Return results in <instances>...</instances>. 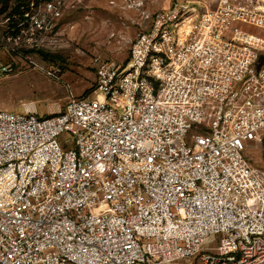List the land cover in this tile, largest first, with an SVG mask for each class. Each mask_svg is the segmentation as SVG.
I'll return each mask as SVG.
<instances>
[{"label": "built area", "instance_id": "obj_1", "mask_svg": "<svg viewBox=\"0 0 264 264\" xmlns=\"http://www.w3.org/2000/svg\"><path fill=\"white\" fill-rule=\"evenodd\" d=\"M146 19L91 96L0 110V264H264V0Z\"/></svg>", "mask_w": 264, "mask_h": 264}, {"label": "rangeland", "instance_id": "obj_2", "mask_svg": "<svg viewBox=\"0 0 264 264\" xmlns=\"http://www.w3.org/2000/svg\"><path fill=\"white\" fill-rule=\"evenodd\" d=\"M6 1L0 0V110L47 116L62 111L71 94L91 96L94 57L125 62L146 14L178 0ZM246 155L264 173V139L250 143Z\"/></svg>", "mask_w": 264, "mask_h": 264}, {"label": "trees", "instance_id": "obj_3", "mask_svg": "<svg viewBox=\"0 0 264 264\" xmlns=\"http://www.w3.org/2000/svg\"><path fill=\"white\" fill-rule=\"evenodd\" d=\"M3 2H4V4H6V0H3ZM44 57H47V56H50V57H56V55H48V54H46V53H41Z\"/></svg>", "mask_w": 264, "mask_h": 264}, {"label": "crops", "instance_id": "obj_4", "mask_svg": "<svg viewBox=\"0 0 264 264\" xmlns=\"http://www.w3.org/2000/svg\"><path fill=\"white\" fill-rule=\"evenodd\" d=\"M161 8H162V7H161ZM157 9H160V8H157ZM157 9H156V10H157ZM156 10H155V11H156Z\"/></svg>", "mask_w": 264, "mask_h": 264}]
</instances>
